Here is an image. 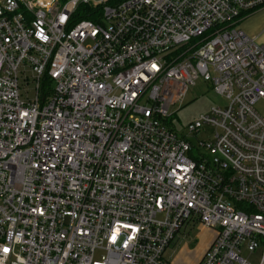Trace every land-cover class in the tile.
Instances as JSON below:
<instances>
[{
	"label": "built area",
	"instance_id": "obj_1",
	"mask_svg": "<svg viewBox=\"0 0 264 264\" xmlns=\"http://www.w3.org/2000/svg\"><path fill=\"white\" fill-rule=\"evenodd\" d=\"M262 8L0 0V264H174L197 225L198 264H264V47L239 27ZM198 80L228 103L193 142L168 110Z\"/></svg>",
	"mask_w": 264,
	"mask_h": 264
},
{
	"label": "rangeland",
	"instance_id": "obj_2",
	"mask_svg": "<svg viewBox=\"0 0 264 264\" xmlns=\"http://www.w3.org/2000/svg\"><path fill=\"white\" fill-rule=\"evenodd\" d=\"M259 14L256 16V21L254 20L260 30L257 33L256 43L264 47V27L262 30L260 27L264 25V9ZM29 87L34 88V83H31ZM30 96H34L33 91H30ZM227 103L226 97L219 94L211 82L198 80L194 86L189 87L182 105L177 103L169 108V114L173 115L171 124L179 133L188 134L187 125L190 122L208 114L213 107H225ZM255 108L264 115V100H259ZM188 136L193 142L197 141L195 135L188 134ZM198 137L204 139L206 136L199 133ZM187 233L185 236L176 238L165 253V258L174 264H197L215 236V231L204 225H197L194 228L190 226L187 228Z\"/></svg>",
	"mask_w": 264,
	"mask_h": 264
},
{
	"label": "crops",
	"instance_id": "obj_3",
	"mask_svg": "<svg viewBox=\"0 0 264 264\" xmlns=\"http://www.w3.org/2000/svg\"><path fill=\"white\" fill-rule=\"evenodd\" d=\"M42 1V3H43V5L45 6V7H48V6H50L54 1H57V0H41ZM59 1V4L61 5V4H64L66 1H69V0H58ZM264 8H262V9H260L259 11H257V12H255V13H253V14H251V15H248V16H246V17H244L243 19H242V21L239 23V27L244 31V32H246V34L247 35H249V36H251V37H255V38H257V36H258V34L257 33H259V28L256 26V24H255V19H256V16H259L260 14V12L263 10ZM258 13V14H257ZM255 14V15H254ZM255 20V21H254ZM260 27H261V30H262V28L264 27V25H260ZM212 242V241H211ZM211 242H210V244H211ZM209 244V245H210ZM209 245H208V247H209ZM207 247V248H208ZM207 248L205 249V251L207 250ZM205 251L203 252V254L201 255V257H200V259H199V261L202 259V257H203V255H204V253H205ZM199 261H198V263H199ZM197 263V264H198Z\"/></svg>",
	"mask_w": 264,
	"mask_h": 264
},
{
	"label": "trees",
	"instance_id": "obj_4",
	"mask_svg": "<svg viewBox=\"0 0 264 264\" xmlns=\"http://www.w3.org/2000/svg\"><path fill=\"white\" fill-rule=\"evenodd\" d=\"M89 11H90V7H88L86 5L80 6V7H78V9L75 13V18L76 19L90 18Z\"/></svg>",
	"mask_w": 264,
	"mask_h": 264
},
{
	"label": "snow or ice",
	"instance_id": "obj_5",
	"mask_svg": "<svg viewBox=\"0 0 264 264\" xmlns=\"http://www.w3.org/2000/svg\"><path fill=\"white\" fill-rule=\"evenodd\" d=\"M5 251H8L7 249H5Z\"/></svg>",
	"mask_w": 264,
	"mask_h": 264
}]
</instances>
